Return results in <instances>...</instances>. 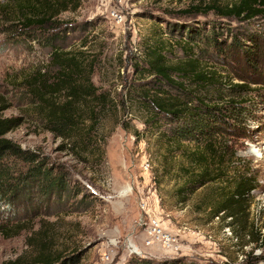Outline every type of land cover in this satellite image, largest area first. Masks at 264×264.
<instances>
[{
	"label": "rangeland",
	"instance_id": "1",
	"mask_svg": "<svg viewBox=\"0 0 264 264\" xmlns=\"http://www.w3.org/2000/svg\"><path fill=\"white\" fill-rule=\"evenodd\" d=\"M13 1L0 0V95L9 105L0 116L21 119L6 137L39 154L62 187L30 180L14 208L0 211V224L13 234H0V264L32 261L42 246L57 264H264V16L244 20L212 9L239 0H80L49 28L24 30ZM55 51L75 57L109 99L105 107L83 103L81 131L71 138L51 131L25 84L37 71L52 80ZM156 51L168 66L196 60V71L213 76L215 84L195 92L208 103L245 104L227 137L239 158L228 176L251 177L256 189L234 221L217 217L218 185L185 200L177 195L183 161H172L166 138L150 129L142 98L145 91L181 95L147 73ZM244 83L248 95L235 88ZM154 224L173 237L172 247L158 237L148 245Z\"/></svg>",
	"mask_w": 264,
	"mask_h": 264
},
{
	"label": "trees",
	"instance_id": "2",
	"mask_svg": "<svg viewBox=\"0 0 264 264\" xmlns=\"http://www.w3.org/2000/svg\"><path fill=\"white\" fill-rule=\"evenodd\" d=\"M12 3L10 9L17 15L24 30L49 28L61 14L76 11L80 6V0H14ZM212 9L227 17L251 20L264 16V0H239L224 9L217 6H212ZM215 37L213 35L212 39ZM231 45L238 50L242 49L238 48L240 44L236 41ZM241 51L245 55H254L250 50ZM151 57L147 70L150 77L163 81L181 92V95L172 96L166 95L164 91H145L142 96L148 103L150 129L166 138L165 147L171 156L173 155L172 161L179 157L183 161V164H180V170L184 175L183 184L177 195L184 197L185 200L187 196L208 184L218 185L222 188L219 194L220 207L216 211L217 217L223 213L227 214V219L234 221L239 213L246 210V200L256 189V182L251 177L228 176L239 158L227 137L232 131L231 128H238L237 123L243 115L245 104L232 100L227 105L216 106L197 96L195 92L208 89L209 85L215 82L213 76L196 71L199 67L196 60L181 66H168L161 53L153 52ZM51 63L54 64L52 68L56 69L52 80L46 72L37 71L25 79V84L36 100L31 104L38 103L35 107L44 115V120L51 131L60 137L71 138L81 131L78 121L82 118L83 112L80 110L83 109V103L98 102L105 107L108 106L109 99L105 94L98 93L92 75L85 73V68L75 57L55 51ZM174 76L181 77L172 78ZM180 79L189 80L190 85L196 90L194 88L187 90L184 83L178 82ZM247 87L249 86L246 83L235 86L241 92H247ZM61 94H64V101L60 103L53 101ZM1 104L0 113L9 108L6 98L0 95ZM94 111L95 108L92 109L91 117H95ZM20 124L19 118L0 116V211L14 208L21 188L27 187L30 180L42 179L50 190L62 187V180H57L53 176L51 168L47 167V162L39 154L23 150L6 137ZM167 124H170V128L165 132L156 129ZM138 134L140 135V132ZM21 163L27 167L25 172L20 167ZM242 164L239 163L237 167H245ZM18 228L19 231L22 229L20 226ZM8 229L6 224H0V234L12 237L13 234H9ZM5 231L7 233L4 234ZM42 247L44 250H39L32 261H26L24 264L59 262V258L46 252L45 246ZM22 261L21 259L16 263L23 264Z\"/></svg>",
	"mask_w": 264,
	"mask_h": 264
},
{
	"label": "built area",
	"instance_id": "3",
	"mask_svg": "<svg viewBox=\"0 0 264 264\" xmlns=\"http://www.w3.org/2000/svg\"><path fill=\"white\" fill-rule=\"evenodd\" d=\"M148 232H149V239L150 237L153 238L152 240H147L149 241L148 245H152L157 237L159 238L157 242H161L166 246L172 247L175 243L173 237L168 235L165 236V234H163L160 228L155 224L149 227Z\"/></svg>",
	"mask_w": 264,
	"mask_h": 264
},
{
	"label": "bare ground",
	"instance_id": "4",
	"mask_svg": "<svg viewBox=\"0 0 264 264\" xmlns=\"http://www.w3.org/2000/svg\"><path fill=\"white\" fill-rule=\"evenodd\" d=\"M128 192H129V190H126V191L124 192V194H127ZM131 248L133 249V251H136V252H137V248H136V247H134V246L131 245Z\"/></svg>",
	"mask_w": 264,
	"mask_h": 264
}]
</instances>
